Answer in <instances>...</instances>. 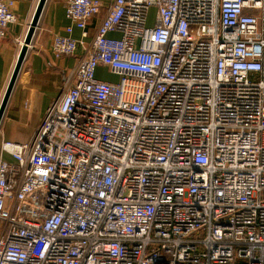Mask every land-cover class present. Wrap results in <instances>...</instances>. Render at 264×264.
<instances>
[{"label":"built area","instance_id":"built-area-1","mask_svg":"<svg viewBox=\"0 0 264 264\" xmlns=\"http://www.w3.org/2000/svg\"><path fill=\"white\" fill-rule=\"evenodd\" d=\"M64 7L56 57L101 3ZM0 222V264H264V0H112L31 136L1 141Z\"/></svg>","mask_w":264,"mask_h":264},{"label":"crops","instance_id":"crops-1","mask_svg":"<svg viewBox=\"0 0 264 264\" xmlns=\"http://www.w3.org/2000/svg\"><path fill=\"white\" fill-rule=\"evenodd\" d=\"M98 1L101 3V8L87 22V35L83 38L82 46H78L72 56L56 57L50 49L52 34L67 35L65 28L71 25V22L66 17L65 0H46L3 113L0 134L5 133L15 137L13 140L15 142H24L31 136L46 107L63 87L64 78L76 65L83 52V45H89L106 7L112 2V0ZM12 2L17 22L8 28V33L0 46V102L38 0H12ZM81 33L82 30L73 26L69 36L80 39ZM109 36L118 37L119 34L110 32ZM111 76L112 74L107 70L98 67V78L113 80L114 78L110 79ZM6 157L9 158L7 155ZM2 232L3 225L0 222V236Z\"/></svg>","mask_w":264,"mask_h":264},{"label":"water","instance_id":"water-1","mask_svg":"<svg viewBox=\"0 0 264 264\" xmlns=\"http://www.w3.org/2000/svg\"><path fill=\"white\" fill-rule=\"evenodd\" d=\"M45 2H46V0H38V3H37V6L35 8V11L33 13V16L31 18L29 25H28L25 36L22 40V43H21V46H20V49H19V52H18V55L16 58V62L14 64V67H13L12 73L10 75L8 84L6 86L5 92H4L3 97L1 99V102H0V122H1V119L3 116V113L5 111L8 99L10 97V94L12 92L13 86H14L15 81L17 79V76L20 72L23 61L26 57L28 48L32 42V38L34 36L35 30H36V27H37V24L39 21V17H40V14L42 12V9L44 7Z\"/></svg>","mask_w":264,"mask_h":264},{"label":"rangeland","instance_id":"rangeland-1","mask_svg":"<svg viewBox=\"0 0 264 264\" xmlns=\"http://www.w3.org/2000/svg\"><path fill=\"white\" fill-rule=\"evenodd\" d=\"M113 78H114V79H113ZM110 79L115 80L116 78H115V76L112 75V76L110 77ZM12 128H13V127H12ZM1 129H2V124L0 125V131H1ZM4 139H5V140L13 141V140L15 139V137H13V136H11V135H10V136H9V135H6L5 133H4V134L1 133V134H0V143H1V141L4 140Z\"/></svg>","mask_w":264,"mask_h":264},{"label":"bare ground","instance_id":"bare-ground-1","mask_svg":"<svg viewBox=\"0 0 264 264\" xmlns=\"http://www.w3.org/2000/svg\"><path fill=\"white\" fill-rule=\"evenodd\" d=\"M22 43V42H21Z\"/></svg>","mask_w":264,"mask_h":264}]
</instances>
